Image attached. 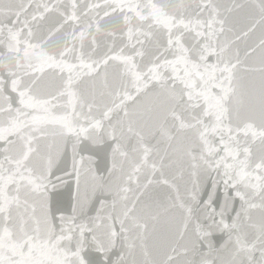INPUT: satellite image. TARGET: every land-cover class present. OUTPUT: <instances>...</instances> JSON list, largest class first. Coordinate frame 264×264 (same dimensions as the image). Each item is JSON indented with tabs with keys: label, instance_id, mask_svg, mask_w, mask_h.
Masks as SVG:
<instances>
[{
	"label": "snow or ice",
	"instance_id": "1",
	"mask_svg": "<svg viewBox=\"0 0 264 264\" xmlns=\"http://www.w3.org/2000/svg\"><path fill=\"white\" fill-rule=\"evenodd\" d=\"M0 264H264V0H0Z\"/></svg>",
	"mask_w": 264,
	"mask_h": 264
}]
</instances>
